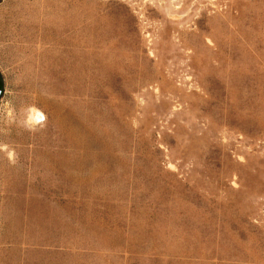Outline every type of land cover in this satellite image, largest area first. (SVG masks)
I'll list each match as a JSON object with an SVG mask.
<instances>
[{
	"label": "rangeland",
	"instance_id": "374dc122",
	"mask_svg": "<svg viewBox=\"0 0 264 264\" xmlns=\"http://www.w3.org/2000/svg\"><path fill=\"white\" fill-rule=\"evenodd\" d=\"M0 76V264H264V0H1Z\"/></svg>",
	"mask_w": 264,
	"mask_h": 264
},
{
	"label": "bare ground",
	"instance_id": "6f19581e",
	"mask_svg": "<svg viewBox=\"0 0 264 264\" xmlns=\"http://www.w3.org/2000/svg\"><path fill=\"white\" fill-rule=\"evenodd\" d=\"M41 75V74H40ZM37 76V75H36ZM41 77V76H40ZM36 78V77H35ZM40 81V80H39ZM43 84V83H42ZM49 85V84H48ZM41 88V87H40ZM39 87L38 86H35L34 88H33V90H34V92L36 93V98H34L35 99V101L37 102V103H40V94H39ZM58 89V88H57ZM52 90H53V88H52ZM57 91V90H56ZM69 98V97H68ZM35 102V103H36ZM68 106H70V104L68 105ZM67 106V107H68ZM66 108V107H65ZM58 109V108H57ZM71 111V110H70ZM25 114V113H24ZM52 115V114H51ZM27 116V115H26ZM44 118V115H43V113L41 112V111H39L38 109H36L35 107H32L29 111H28V116H27V122L28 123H30V124H32V125H37V124H39L41 121H42V119ZM63 119V118H62ZM64 120V119H63ZM65 121H66V119H65ZM24 123H25V121H24ZM61 123V122H60ZM22 124H23V122H22ZM60 125V124H59ZM69 125V124H68ZM56 126H58V125H56ZM64 126V125H63ZM66 126V125H65ZM23 127V126H22ZM61 127V126H60ZM33 128V127H32ZM58 129V128H57ZM69 130H70V128H69ZM69 130H66L67 132L69 131ZM70 133H71V130H70ZM68 137H69V135H68ZM27 139V138H26ZM32 140V139H31ZM30 140V141H31ZM68 140V139H67ZM30 141H29V143H30ZM70 141V140H69ZM67 144H69L68 142H67ZM71 144V143H70ZM36 148V147H35ZM71 149V148H70ZM40 152V151H39ZM69 155H70V153H69ZM39 159V158H38ZM37 159V160H38ZM17 182V181H16ZM14 191V190H13ZM26 203V202H25ZM25 216V215H24ZM23 219V218H22ZM26 219V218H25ZM17 225V224H16ZM25 227V226H24ZM24 229V228H23ZM22 229V230H23ZM13 230V229H12ZM23 243V242H22ZM25 248V247H24ZM28 248V247H27ZM22 252V251H21Z\"/></svg>",
	"mask_w": 264,
	"mask_h": 264
},
{
	"label": "trees",
	"instance_id": "16d2710c",
	"mask_svg": "<svg viewBox=\"0 0 264 264\" xmlns=\"http://www.w3.org/2000/svg\"><path fill=\"white\" fill-rule=\"evenodd\" d=\"M3 90V84H2V81L0 80V91Z\"/></svg>",
	"mask_w": 264,
	"mask_h": 264
},
{
	"label": "water",
	"instance_id": "95a60500",
	"mask_svg": "<svg viewBox=\"0 0 264 264\" xmlns=\"http://www.w3.org/2000/svg\"><path fill=\"white\" fill-rule=\"evenodd\" d=\"M1 1V0H0ZM0 80L2 81V79H1V76H0ZM2 84H3V82H2ZM3 95V90L2 91H0V97Z\"/></svg>",
	"mask_w": 264,
	"mask_h": 264
}]
</instances>
